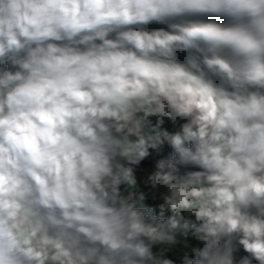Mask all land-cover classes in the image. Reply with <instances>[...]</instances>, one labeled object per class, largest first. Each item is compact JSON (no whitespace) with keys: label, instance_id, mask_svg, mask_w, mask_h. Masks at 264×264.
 <instances>
[{"label":"clouds","instance_id":"clouds-1","mask_svg":"<svg viewBox=\"0 0 264 264\" xmlns=\"http://www.w3.org/2000/svg\"><path fill=\"white\" fill-rule=\"evenodd\" d=\"M0 264H264V0H0Z\"/></svg>","mask_w":264,"mask_h":264}]
</instances>
